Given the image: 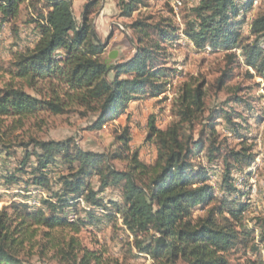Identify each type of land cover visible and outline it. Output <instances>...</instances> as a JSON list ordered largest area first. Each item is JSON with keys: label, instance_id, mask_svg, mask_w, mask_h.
Here are the masks:
<instances>
[{"label": "trees", "instance_id": "16d2710c", "mask_svg": "<svg viewBox=\"0 0 264 264\" xmlns=\"http://www.w3.org/2000/svg\"><path fill=\"white\" fill-rule=\"evenodd\" d=\"M239 1L200 0L189 9L183 32L198 49L208 45L224 51L240 48L246 63L264 78L261 46L264 12L250 25L256 40L246 43L237 18L254 0L243 4ZM25 2L29 10L37 13L32 15L30 23L35 24L40 38L33 48L18 55L10 73L31 81L47 78L66 84L79 102L92 105L98 112L91 130L116 119L135 98L142 95L156 98L167 91L168 83L164 79L174 70L159 62L165 53L164 44L177 36L179 28L173 23L151 24L150 18L136 20L130 24L138 35L136 53L125 61L111 63L103 58L107 45L98 40L88 18L93 2L87 4L83 22L79 23L73 0H0V23L15 21ZM141 3L142 0H120L121 17H131ZM235 56V53L229 54L231 60ZM229 77L227 70L221 84ZM206 97L204 85L185 82L180 88L179 120L166 129L158 128L155 116L149 121L150 135L156 140L158 150L156 161L147 164L134 152L130 169L126 171L118 170L112 161L122 159L124 150L130 149L129 127L118 136L122 146L112 156L84 150L72 138L33 139L24 144L25 148L34 144L32 152L27 150L26 161L36 158L34 173L39 175L35 176V183H48L45 170L58 159L69 166V173L61 178L63 189L57 194L60 205L44 202L52 215L44 208L31 210L27 204L19 203L0 209V264H23L22 251L28 244H38L40 235L47 239L48 247L55 248L70 261H77L78 253L84 251L81 264H90L94 253L82 248L75 236L66 239L63 233L67 229L79 232L80 224L59 216L56 209L63 205L73 207L81 197L92 207L89 213L102 207L106 209L99 193L108 187L121 190L124 204L111 203L134 236L133 247L150 255L153 264H231L229 254L238 246L249 247L253 231L238 226L246 205L230 197L219 200L208 182L206 167L194 169L192 158L207 142L210 163L221 155L216 144L217 121L223 116L233 123L228 112L211 110L209 124L196 136L195 125L205 114ZM44 108L57 113L64 109L60 102L42 101L13 86L0 91V117H24ZM245 151L232 150L228 158L232 157L237 164L246 158L249 166L254 157H247ZM235 168L243 170L241 164L227 163L224 183L231 196L237 189L231 175ZM92 175L99 177L98 190L87 182ZM198 208H207L206 214L195 217ZM262 223L260 242L264 251V220ZM257 247L254 249L258 250ZM243 264H264V260L248 258Z\"/></svg>", "mask_w": 264, "mask_h": 264}, {"label": "rangeland", "instance_id": "374dc122", "mask_svg": "<svg viewBox=\"0 0 264 264\" xmlns=\"http://www.w3.org/2000/svg\"><path fill=\"white\" fill-rule=\"evenodd\" d=\"M247 1L239 2L243 4ZM90 2L93 5L89 8L88 18L94 25L98 40L107 45L103 58L111 63L125 61L136 53L138 35L130 28L136 20L150 18L148 22L151 24L171 22L179 28L176 38L164 44L165 53L159 62L161 66L174 70L164 79L168 83L167 91L156 98L149 95L135 98L116 119L100 129L91 130L98 112L92 105L79 102L66 84L47 78L31 81L10 73L18 55L33 48L40 38L35 24L30 23L32 15L37 13L29 10L26 2L21 4V12L15 21L0 23V91L13 86L42 101L60 102L64 109L57 113L44 108L24 117H0V209L19 203L27 204L31 210L44 208L52 215L44 202L53 201L60 205L57 194L62 192L61 178L69 173V166L61 159L50 164L45 170L48 183L39 185L34 182L35 176L39 175L34 173L36 158L26 161L27 150L32 152L34 144L28 148L24 144L33 139L63 141L72 138L84 150L112 156L122 146L118 136L129 127L130 149L124 150L122 159H113L112 163L118 170H129L130 158L137 152L141 161L152 164L157 159L158 150L156 140L150 135L151 117L155 116L158 128H168L179 120L177 110L181 86L185 82L202 84L207 92L206 111L195 125V135L199 136V132L209 124L211 110L222 114L228 112L233 123L223 116L217 121L216 144L221 149V155L210 163L207 142L203 150L192 158L194 169L206 167L208 182L213 185L219 200L230 197L246 205L238 226L240 229L246 226L253 231L249 239L251 242L249 247L238 246L231 251V264H243L248 258L264 260L260 242V224L264 220V78L246 63L240 48L224 51L208 45L198 49L185 36L184 23L189 9L200 0H142L131 17H121L120 0H73V10L79 23L83 22L86 6ZM263 12L264 0H254L238 16L239 30L246 43L256 40L251 35L250 25ZM261 46L264 48V42ZM113 51L116 54L111 58ZM230 53L236 54L233 60L229 57ZM227 70L230 77L222 85L220 81ZM243 149L247 157L254 159L248 166L247 159L241 158L243 170L235 168L232 171L237 189L231 196L224 183L226 166L228 162L237 166L240 164L228 155L232 150ZM87 182L98 190V176H90ZM99 197L107 207L98 208L95 213H89L92 207L84 197L73 207L57 205L59 216L80 224L79 232L70 229L63 232L66 239L75 236L82 248L94 253L90 264H153L150 255L133 247L134 236L111 203L124 204L121 190L108 187L99 193ZM206 211L207 208H198L194 216H203ZM37 239L38 244H28L22 251L20 257L23 264H81L84 251L79 252V259L73 262L55 248L48 247L47 239H42L41 235ZM257 245L258 250L254 249Z\"/></svg>", "mask_w": 264, "mask_h": 264}, {"label": "water", "instance_id": "95a60500", "mask_svg": "<svg viewBox=\"0 0 264 264\" xmlns=\"http://www.w3.org/2000/svg\"><path fill=\"white\" fill-rule=\"evenodd\" d=\"M115 54H116V52H115V51H114V52H112V53L110 54L111 58H114V57H115Z\"/></svg>", "mask_w": 264, "mask_h": 264}, {"label": "crops", "instance_id": "0c3cea01", "mask_svg": "<svg viewBox=\"0 0 264 264\" xmlns=\"http://www.w3.org/2000/svg\"><path fill=\"white\" fill-rule=\"evenodd\" d=\"M114 52V51H113Z\"/></svg>", "mask_w": 264, "mask_h": 264}]
</instances>
